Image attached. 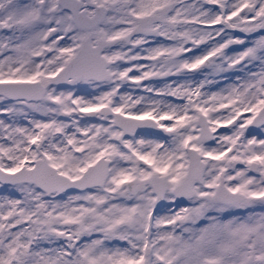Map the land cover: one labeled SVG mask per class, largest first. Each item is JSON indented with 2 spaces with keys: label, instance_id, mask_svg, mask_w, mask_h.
Masks as SVG:
<instances>
[{
  "label": "snow or ice",
  "instance_id": "1",
  "mask_svg": "<svg viewBox=\"0 0 264 264\" xmlns=\"http://www.w3.org/2000/svg\"><path fill=\"white\" fill-rule=\"evenodd\" d=\"M0 264H264V0H0Z\"/></svg>",
  "mask_w": 264,
  "mask_h": 264
}]
</instances>
